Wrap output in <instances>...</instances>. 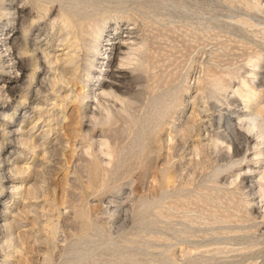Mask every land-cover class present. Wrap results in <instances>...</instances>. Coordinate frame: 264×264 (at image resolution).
<instances>
[{
  "label": "rangeland",
  "instance_id": "374dc122",
  "mask_svg": "<svg viewBox=\"0 0 264 264\" xmlns=\"http://www.w3.org/2000/svg\"><path fill=\"white\" fill-rule=\"evenodd\" d=\"M0 264H264V0H0Z\"/></svg>",
  "mask_w": 264,
  "mask_h": 264
},
{
  "label": "bare ground",
  "instance_id": "6f19581e",
  "mask_svg": "<svg viewBox=\"0 0 264 264\" xmlns=\"http://www.w3.org/2000/svg\"><path fill=\"white\" fill-rule=\"evenodd\" d=\"M67 3V2H66ZM21 12H23V10L22 11H15L14 13H17V14H19V13H21ZM10 13V12H9ZM11 14V13H10ZM43 14H44V12H43ZM20 16V15H19ZM90 17V16H89ZM21 24V23H20ZM69 27V25H65L62 29H67ZM52 28V27H51ZM67 31V32H66ZM65 32H66V35H65V37L62 39V40H67L68 42H70V41H72L74 38H76L77 37V35H76V32H72L71 33V31H69V30H66ZM96 33H95V38L93 39L94 41H96V42H98L99 40H100V38H101V29L100 30H98V29H95L94 30ZM85 33H87V32H85ZM70 34H74V35H72V36H70ZM89 34V33H88ZM94 34V33H93ZM90 36H91V34H90ZM106 36H109L110 37V35L109 34H107ZM79 37V36H78ZM115 40V39H114ZM32 42V41H31ZM62 42V41H61ZM77 42H78V40H77ZM81 41H79V43H80ZM34 43H35V41H34ZM75 43H76V41H75ZM74 43V44H75ZM4 44V43H3ZM62 44H64V43H62ZM62 44H60V46H62ZM101 44V43H100ZM38 45V44H37ZM85 45V44H84ZM106 45H111V46H114L113 48H112V51H111V53L110 54H108V52L107 51H105V55H104V58L105 59H107V67H111V71H109V73H107L106 75L108 76V78H110V81H108L107 82V87H109V89H110V91H109V93H107V94H113V93H115L114 92V90H115V87H117V84H116V82L118 83V81L116 80V79H118V77H120V75L122 76V74H121V69L119 68V67H117V65L116 64H119V65H124V64H127V63H129V62H133L134 60H135V57H134V55H136V52H133V53H131V52H129L128 53V50L130 51L131 49L130 48H127V50L125 51V49H126V47H124V44H122V43H116V42H114V41H111V40H107V43H106ZM32 46V45H31ZM35 46V45H34ZM72 46V45H71ZM75 46H76V44H75ZM66 47H68V45H66ZM104 47V46H103ZM37 48H39V47H37ZM100 48V46H99V43H95L94 44V48L92 47V49L94 50L95 49V51H94V53L95 52H98V51H102V50H100L99 49ZM10 49H11V51L14 49H12V47H9L8 49H7V54L9 55V54H13V52L12 53H10ZM28 50V49H27ZM37 49L36 48H33L31 51H33V52H35ZM30 51V52H31ZM72 51H73V53H72ZM6 52V51H5ZM37 52H38V50H37ZM113 52V53H112ZM27 54V53H26ZM5 55V54H4ZM49 54H45V58L46 59H48L47 57H49L48 56ZM66 55V58L65 59H61V62L63 63V66L65 67V69H66V71H67V69H68V71L69 72H71L73 69H78L79 68V55H80V53L78 54V50L77 49H71V50H69V52L67 53V54H65ZM94 55V54H93ZM97 55V54H96ZM95 55V56H96ZM107 55V56H106ZM89 57V56H88ZM5 58V57H4ZM38 58V57H37ZM43 59V58H42ZM93 59V58H92ZM2 60H4V59H2ZM6 60V59H5ZM49 60H51L52 61V59H49ZM55 60H56V58H55ZM11 61H13V59H11ZM39 61V60H38ZM54 61V60H53ZM57 61L58 60H56V62L55 63H57ZM60 61V60H59ZM19 62H20V60L19 61H17V60H14L13 61V63H14V66H20V70H22L23 69V67L19 64ZM4 63V62H3ZM48 64V63H47ZM50 64V63H49ZM58 64V63H57ZM8 65V64H7ZM92 65V64H91ZM128 65V64H127ZM130 65H131V63H130ZM60 67V66H59ZM13 68V67H12ZM63 69V68H62ZM107 69H109V68H107ZM64 70V69H63ZM65 71V70H64ZM79 71V70H78ZM74 72V71H73ZM66 72H64L63 74H61L62 75V77L61 78H58L57 80L58 81H56L54 84L55 85H59V83H61V82H63V81H65L67 78H66V75L67 74H65ZM75 75V74H74ZM72 77H74L73 75H72ZM66 78V79H65ZM56 80V79H55ZM54 80V81H55ZM68 80V79H67ZM115 80H116V82H115ZM53 81V80H52ZM51 81V82H52ZM68 82H70V81H68ZM49 83H50V81H49ZM50 86V85H49ZM43 87V86H42ZM53 87H54V85H53ZM56 87V86H55ZM54 87V88H55ZM105 89V88H104ZM41 90V89H40ZM117 90V89H116ZM39 91V90H38ZM37 91V92H38ZM72 91H74V90H72ZM87 92L88 91H86V92H82V91H80V90H78L77 92H76V94H75V97H74V99H75V101H80V104H81V106L84 104V101H86L85 99L88 97L89 98V95L87 94ZM37 94V93H36ZM91 94V93H90ZM102 95H104V94H102ZM38 96V95H37ZM36 96V97H37ZM105 96V95H104ZM91 97V96H90ZM114 97V96H113ZM87 98V99H88ZM82 100V101H81ZM78 111H79V109H78ZM64 113V112H63ZM72 113V112H71ZM85 113V112H84ZM93 113V112H92ZM94 115H95V113H94ZM51 116V115H50ZM55 116H53L52 118H54ZM59 118V117H58ZM56 119V118H55ZM62 120V119H61ZM62 123V122H61ZM60 124V123H59ZM256 125V124H255ZM63 126V125H62ZM62 129V128H61ZM28 142V141H27ZM31 143H27V145H30V146H32V147H36L37 145L35 144V143H32V141H30ZM2 178H5V177H2ZM18 189V188H17Z\"/></svg>",
  "mask_w": 264,
  "mask_h": 264
}]
</instances>
